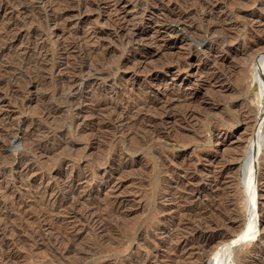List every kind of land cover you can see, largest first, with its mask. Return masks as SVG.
I'll return each mask as SVG.
<instances>
[{
  "label": "rangeland",
  "instance_id": "obj_1",
  "mask_svg": "<svg viewBox=\"0 0 264 264\" xmlns=\"http://www.w3.org/2000/svg\"><path fill=\"white\" fill-rule=\"evenodd\" d=\"M43 1L0 0V264H209L250 219L264 0ZM262 140L233 264H264Z\"/></svg>",
  "mask_w": 264,
  "mask_h": 264
},
{
  "label": "bare ground",
  "instance_id": "obj_2",
  "mask_svg": "<svg viewBox=\"0 0 264 264\" xmlns=\"http://www.w3.org/2000/svg\"><path fill=\"white\" fill-rule=\"evenodd\" d=\"M31 1V0H30ZM43 1V0H42ZM48 1V0H47ZM61 1V0H60ZM62 1H64V0H62ZM74 1V0H73ZM79 1V0H78ZM185 1H187V0H185ZM195 1V0H194ZM197 1V0H196ZM209 1V0H208ZM211 2H212V0H210ZM12 3H13V1H11ZM16 2V1H15ZM28 2V1H27ZM40 2V1H39ZM175 2V1H174ZM188 2V1H187ZM210 2V3H211ZM225 2V1H224ZM259 2V1H258ZM19 3V2H18ZM17 3V4H18ZM32 3H34V2H32ZM43 3H44V1H43ZM87 3V2H86ZM176 3V2H175ZM179 3V2H178ZM180 3H182V2H180ZM201 3V2H200ZM203 3V2H202ZM205 3V2H204ZM36 4V3H35ZM41 5H42V3H40ZM48 4V3H47ZM64 4H65V2H64ZM67 4V3H66ZM140 4V3H139ZM148 4V3H147ZM174 4V3H173ZM188 4V3H187ZM192 4V3H191ZM56 5H57V0H54V1H52L50 4H49V6L50 7H56ZM190 5V4H189ZM201 5V4H200ZM217 5V4H216ZM18 6V5H17ZM89 6V5H88ZM142 6V5H141ZM184 6V5H183ZM188 6V5H187ZM193 6V5H192ZM202 6V5H201ZM204 6V5H203ZM219 6V5H218ZM217 6V8H219ZM27 7V6H26ZM38 7V6H37ZM36 7V8H37ZM43 7H44V5H43ZM194 7H195V5H194ZM206 7V6H205ZM215 7V6H214ZM20 8V7H19ZM31 8V7H30ZM47 8H48V6H47ZM117 8V7H116ZM173 8V7H172ZM181 8V7H180ZM196 8V7H195ZM22 9H25V8H22ZM42 9V8H41ZM173 10V9H172ZM175 10V9H174ZM178 10V9H177ZM192 10V9H191ZM28 11V10H27ZM26 11V12H27ZM43 11V10H42ZM160 11V10H159ZM190 11V10H189ZM200 11V10H199ZM40 12V11H39ZM51 12V11H50ZM175 12V11H174ZM221 12V11H220ZM225 12V11H224ZM32 13H34V12H32ZM182 13V12H181ZM207 13H208V11H207ZM218 13V12H217ZM226 13V12H225ZM24 14V13H23ZM35 14V13H34ZM37 14V13H36ZM35 14V15H36ZM51 14V13H50ZM187 14V13H186ZM191 14V13H190ZM24 15H26V14H24ZM28 15V14H27ZM42 15H43V12H42ZM64 15V14H63ZM62 15V16H63ZM219 15H221V14H219ZM37 16V15H36ZM57 16V15H56ZM178 16V15H177ZM184 16V15H183ZM210 16V15H209ZM224 16V15H223ZM32 17V16H31ZM41 17V16H40ZM48 17V16H47ZM66 17V16H65ZM172 16H170V18H171ZM174 17H175V15H174ZM221 17V16H220ZM41 18H43V17H41ZM51 18H52V16H51ZM177 18H179V17H177ZM218 18V17H217ZM246 18V17H245ZM53 19V18H52ZM57 19V18H56ZM171 19H173V18H171ZM170 19V20H171ZM175 19V18H174ZM209 19V18H208ZM262 19V18H261ZM43 20V19H42ZM168 20V19H167ZM178 20H180V19H178ZM214 20H215V18H214ZM214 20H212V21H214ZM263 20V19H262ZM169 21V20H168ZM173 21V20H172ZM171 21V22H172ZM175 21V20H174ZM173 21V22H174ZM181 21V20H180ZM183 21V20H182ZM209 21V20H208ZM211 21V20H210ZM219 21H221V20H219ZM251 21H252V19H251ZM53 22H55V21H53ZM128 22V21H127ZM215 22V21H214ZM44 23V22H43ZM176 23V22H175ZM216 23V22H215ZM219 23V22H218ZM264 23V22H263ZM20 24V23H19ZM36 24V23H35ZM49 24V23H48ZM44 25V24H43ZM119 25V24H118ZM217 25V24H216ZM8 26V25H7ZM11 26V25H10ZM120 26V25H119ZM121 27V26H120ZM207 27V26H206ZM210 27V26H209ZM214 27V26H213ZM220 27V26H219ZM123 29V28H122ZM213 29V28H212ZM2 30V29H1ZM6 30V29H5ZM117 30V29H116ZM249 30V29H248ZM121 31V30H120ZM7 32V31H6ZM5 32V33H6ZM8 32H10V30L8 31ZM31 33V32H30ZM121 33V32H120ZM123 33V32H122ZM3 34V33H2ZM91 34V33H90ZM137 34V33H136ZM9 35V34H8ZM38 35V34H37ZM123 35V34H122ZM5 36V35H4ZM30 36V35H29ZM124 36H126V35H124ZM0 37H2V36H0ZM87 37V36H86ZM137 37V36H136ZM108 38V37H107ZM124 38H126V37H124ZM138 38V37H137ZM3 39V38H2ZM4 39H7V38H4ZM33 39V41L35 40L34 38H32ZM76 39V38H75ZM83 39V38H82ZM86 39V38H85ZM114 39V38H113ZM128 39V38H127ZM8 40V39H7ZM36 40H38V39H36ZM125 40V39H124ZM9 41L11 42V40L9 39ZM76 41V40H75ZM74 41V42H75ZM79 41V40H78ZM83 41V40H82ZM100 41V40H99ZM95 42V41H94ZM27 43V42H26ZM71 43V42H70ZM101 43V42H100ZM105 43V42H104ZM107 43V42H106ZM2 44V43H1ZM35 44V43H34ZM91 44V43H90ZM66 45V44H65ZM103 45V44H102ZM102 45H100V46H102ZM10 47V46H9ZM74 47V46H73ZM80 47V46H79ZM64 48V50H66L65 49V46L63 47ZM76 48V47H75ZM92 48V47H91ZM95 48V47H94ZM22 49H23V47H22ZM21 49V50H22ZM83 49V48H82ZM96 49V48H95ZM71 50V49H70ZM46 51V50H45ZM78 51V50H77ZM102 51V50H101ZM20 52V51H19ZM69 52V51H68ZM2 53V52H1ZM42 53V52H41ZM45 53H47V52H45ZM75 53H78V52H75ZM84 53H85V50H84ZM39 54V53H38ZM44 54V53H43ZM29 55V54H28ZM67 55H69V53L67 54ZM70 55H72L71 53H70ZM69 55V56H70ZM75 55V54H74ZM73 55V56H74ZM12 56V55H11ZM41 56V55H40ZM49 56V55H48ZM29 57V56H28ZM42 57H43V55H42ZM92 57V56H91ZM249 57V56H248ZM41 58V57H40ZM83 58V57H82ZM85 58H86V55H85ZM97 58V57H96ZM39 59V58H38ZM72 59H74V58H72ZM95 59V58H94ZM40 60V59H39ZM42 60H44V59H42ZM49 60V59H48ZM81 60V59H80ZM87 60V59H86ZM89 60V59H88ZM101 60V59H100ZM177 59H174V62L176 61ZM182 60V59H181ZM14 61V60H13ZM71 61V60H70ZM93 61V60H92ZM136 61V60H135ZM183 61H186V60H182V61H176L177 62V66L178 67H183V65H184V62ZM258 61V66H255L256 67V69H254V71H255V73H254V75H252L253 76V78H252V80L253 81H257V83L259 84V93H260V95H261V105L263 106V108H264V78H263V71H264V53H262V54H260V56H259V59L257 60ZM43 62V61H42ZM69 62V61H68ZM78 62V61H77ZM83 62H85V61H83ZM82 62V63H83ZM101 62V61H100ZM175 62V63H176ZM81 63V62H80ZM16 64V63H15ZM23 64V63H22ZM39 64V63H38ZM37 64V65H38ZM44 64V63H43ZM68 64H70V63H68ZM73 64V63H72ZM99 64V63H98ZM20 65V64H19ZM71 65V64H70ZM75 65V64H74ZM91 65V64H90ZM92 65H93V63H92ZM257 65V64H256ZM16 66V65H15ZM40 66V65H39ZM49 66V65H48ZM73 66V65H72ZM71 66V67H72ZM86 66V65H85ZM95 66V65H94ZM97 66V65H96ZM137 66V65H136ZM78 67V66H77ZM185 67V66H184ZM254 67V68H255ZM9 68H11V67H9ZM68 68V67H67ZM67 68H65V69H67ZM96 68V67H95ZM3 69V68H2ZM57 69V68H56ZM9 70V69H8ZM76 70V69H75ZM13 71V70H12ZM21 71H23V70H21ZM34 71V70H33ZM39 71H40V69H39ZM38 71V72H39ZM43 71V70H42ZM45 71V70H44ZM65 71V70H64ZM66 71H68V70H66ZM74 71V70H73ZM85 71H88V70H85ZM90 71H92V69L90 68ZM9 72V71H8ZM53 72H55V71H53ZM23 73V72H22ZM87 73V72H86ZM105 73V72H104ZM132 73V72H131ZM44 74V73H43ZM47 74V73H46ZM85 74V73H84ZM97 74V73H96ZM253 74V73H252ZM2 75V74H1ZM10 75V74H9ZM40 75H42V74H40ZM53 75V74H52ZM95 75V74H94ZM43 76V75H42ZM41 76V77H42ZM89 76V75H88ZM6 77V76H5ZM33 77V76H32ZM65 77V76H64ZM70 77H72L71 75H70ZM63 78V77H62ZM68 78V77H67ZM90 78V77H89ZM6 79V78H5ZM41 79V78H40ZM72 79V78H71ZM14 80H15V78H14ZM28 80V79H27ZM36 80V79H35ZM43 80V79H42ZM62 80V79H61ZM79 80H81V79H79ZM91 80H93V79H91ZM123 80V79H122ZM67 81V80H66ZM69 81V80H68ZM67 81V82H68ZM75 81H77V80H75ZM88 81V80H87ZM94 81V80H93ZM174 81V80H173ZM30 82V81H29ZM71 82V81H70ZM74 82V81H73ZM27 83V82H26ZM64 83V82H63ZM84 83V82H83ZM92 83V82H91ZM125 83V82H124ZM58 84V83H57ZM69 84V83H68ZM79 84V83H78ZM120 84V83H119ZM25 85V84H24ZM63 85V84H62ZM76 85V84H75ZM83 85V84H82ZM85 85V84H84ZM126 85V84H125ZM159 85V84H158ZM173 85V84H172ZM18 86V85H17ZM95 86V85H94ZM13 87V86H12ZM65 87V86H64ZM23 88V87H22ZM65 88H67V87H65ZM76 88H78V87H76ZM79 88H80V86H79ZM78 88V89H79ZM162 88V87H161ZM72 89V88H71ZM82 89V88H81ZM77 90V89H76ZM80 91V90H79ZM83 91V90H82ZM100 91V90H99ZM151 91V90H150ZM15 92V91H14ZM68 93H71V92H68ZM76 93V92H75ZM78 93V92H77ZM100 93V92H99ZM107 93V92H106ZM125 93V92H124ZM165 93V92H164ZM175 93V92H174ZM16 94V93H15ZM57 94V93H56ZM61 94V93H60ZM119 94V93H118ZM166 94V93H165ZM114 95V94H113ZM149 96V95H148ZM161 97V96H160ZM110 98V97H109ZM146 98V97H145ZM148 98V97H147ZM172 98V97H171ZM170 98V99H171ZM72 99H73V97H72ZM99 99V98H98ZM125 99V98H124ZM158 99V98H157ZM192 99V98H191ZM78 100V99H77ZM115 100H116V98H115ZM172 100V99H171ZM187 100V99H186ZM120 101V100H119ZM160 101V100H159ZM163 101V100H162ZM71 102V101H70ZM101 102V101H100ZM103 102V101H102ZM108 102V101H107ZM118 102V101H117ZM126 102V101H125ZM154 102H155V100H154ZM142 103V102H141ZM160 103H161V101H160ZM186 103V102H185ZM191 103V102H190ZM101 104V103H100ZM148 104V103H147ZM165 104V103H164ZM72 105V104H71ZM77 105V104H76ZM153 105V104H152ZM155 105H157V104H155ZM172 105V104H171ZM187 105H189V103L187 102ZM102 106V105H101ZM160 106V105H159ZM161 106H163L164 107V105L163 104H161ZM97 107V106H96ZM150 107V106H149ZM153 107V106H152ZM192 107V106H191ZM79 108V107H78ZM99 108V107H98ZM112 108V107H111ZM147 108V107H146ZM154 108V107H153ZM162 108V107H161ZM167 108V107H166ZM165 108V109H166ZM184 108H186V107H184ZM188 108V107H187ZM186 108V109H187ZM77 109V108H76ZM113 109V108H112ZM117 109H119V108H117ZM177 109V108H176ZM179 109V108H178ZM192 109V108H191ZM104 110V109H103ZM120 110V109H119ZM142 110V109H141ZM155 110V109H154ZM160 110V109H159ZM158 110V111H159ZM173 109L171 108V111H172ZM264 110V109H263ZM45 111V110H44ZM46 111H48V110H46ZM78 111V110H77ZM104 111H106V110H104ZM114 111H115V109H114ZM162 111V110H161ZM167 111V110H166ZM165 111V112H166ZM177 111V110H176ZM184 111V110H183ZM156 112V111H155ZM173 112V111H172ZM182 112V111H181ZM189 112V111H188ZM41 113H42V111H41ZM110 113H111V111H110ZM137 114H138V112H136ZM169 113H170V111H169ZM44 114V113H43ZM105 114H106V112H105ZM107 114H109V111H108V113ZM117 114V113H116ZM136 114V115H137ZM185 114V113H184ZM114 115V114H113ZM123 115V114H122ZM140 115V114H139ZM146 115V114H145ZM158 115V114H157ZM164 115V114H163ZM169 115V114H168ZM187 115V114H186ZM189 115V114H188ZM115 116V115H114ZM120 116V115H119ZM127 116V115H126ZM126 116H124V117H126ZM173 116V115H172ZM190 116H191V114H190ZM174 117V116H173ZM177 117H178V115H177ZM136 118V117H135ZM160 118V117H159ZM165 118H168V117H165ZM176 118V117H175ZM189 118V117H188ZM108 119V118H107ZM117 119V118H116ZM164 119V118H163ZM181 119H182V117H181ZM139 120V119H138ZM159 120V119H158ZM163 121V120H162ZM263 121H264V116H263V118H262V120H260V123H259V128L262 126V124H263ZM107 122V121H106ZM160 122V121H159ZM115 123V122H114ZM107 124V123H106ZM110 124V123H109ZM108 124V125H109ZM116 124V123H115ZM157 124H158V122H157ZM160 124V123H159ZM159 126V125H158ZM106 128H108V127H106ZM168 128V127H167ZM18 129V128H17ZM20 129V128H19ZM112 129V128H111ZM14 130V129H13ZM149 130V129H148ZM158 130H160V129H158ZM113 131V130H112ZM117 131V130H116ZM115 131V132H116ZM151 131V130H150ZM17 132V131H16ZM156 132V131H155ZM169 133V132H168ZM11 134V133H10ZM155 134V133H154ZM158 134V133H157ZM264 133L262 132V128H260V129H258V131H257V133H256V136H255V141H254V144H253V146H252V148H250V149H248L247 151V157H246V161H245V163H244V172H242L243 173V177H242V180H243V185H244V188H245V192H246V195H247V201H246V203H247V206H248V208H249V210L248 211H250L249 212V216H250V219H249V221L247 222V224H246V227L243 229V230H240L239 231V233H238V235H237V238H228V239H226L224 242H222L221 243V245H219V246H217L215 249H214V251H213V253L211 254V256H210V260H209V264H233L234 262H235V254H236V248H237V245L239 244V243H241V242H243V241H246L247 239H249L248 237L251 235V233L252 232H254V231H256L257 230V226H258V219H257V216H256V199H255V190L257 189L256 188V165L258 164V160H257V156H258V152H259V150H260V148H261V146H262V144H263V140H262V135H263ZM149 135H150V133H149ZM41 136V135H40ZM114 137V136H113ZM152 137V136H151ZM39 138V137H38ZM38 138H36V139H38ZM153 138V137H152ZM157 138V137H156ZM30 139V138H29ZM34 139V138H33ZM30 141V140H29ZM33 141V140H32ZM44 141V140H43ZM35 142V141H34ZM39 142V141H38ZM44 143V142H43ZM35 144H36V142H35ZM39 144V143H38ZM34 145V144H33ZM41 145H43V144H41ZM33 147V146H32ZM35 147V146H34ZM43 148V147H42ZM36 148H34V150H35ZM226 157V156H225ZM21 159V158H20ZM25 159V158H24ZM222 159V158H221ZM23 160V159H22ZM15 162H17V161H15ZM29 163V162H28ZM64 163V162H63ZM13 164V163H12ZM28 165V164H27ZM14 166V165H13ZM16 166V165H15ZM27 167V166H26ZM57 167V166H56ZM64 167V166H63ZM21 168V167H20ZM30 169V168H29ZM21 170V169H20ZM220 171H222V170H220ZM25 172V171H24ZM23 172V173H24ZM28 173V172H27ZM216 174V173H215ZM223 174V173H222ZM68 185V184H67ZM75 185V184H74ZM176 186V185H175ZM182 186V185H181ZM67 188H68V186H67ZM70 188V187H69ZM175 188H177V186L175 187ZM181 188V187H180ZM183 188L185 189V187L183 186ZM74 189V188H73ZM173 189V188H172ZM188 189V188H187ZM220 189V187L217 185V181H214V183L212 184V186L211 187H209V189H207V190H209V192H210V194L212 195V193H216L217 192V190H219ZM73 191V190H72ZM74 192V191H73ZM173 192H174V190H173ZM175 192H177V191H175ZM181 193V192H180ZM214 195H217V193L216 194H214ZM184 196V195H183ZM178 197V196H177ZM177 197H175L176 199H177ZM180 198V197H179ZM235 199V198H234ZM80 200V199H79ZM180 200V199H179ZM223 201V200H222ZM227 201V200H226ZM182 202V201H181ZM187 202V201H186ZM233 201L232 200H230V201H228V202H225L224 201V203H222V206H220V208H222L223 206H225V208L227 207V206H229L231 203H232ZM118 203V202H117ZM219 203V202H218ZM112 205V204H111ZM207 205V204H206ZM216 205H218L217 203H216V201H214V202H212L211 204H210V206H209V210L211 211V209L212 210H214V207H216ZM113 206V205H112ZM191 206V205H190ZM110 207V206H109ZM181 207H182V205H181ZM208 207V206H207ZM88 208V207H87ZM184 208V207H183ZM191 208V207H190ZM231 208V207H230ZM91 209V208H90ZM197 209V208H196ZM201 209V208H200ZM229 209V208H228ZM92 210V209H91ZM179 210V209H178ZM181 210V209H180ZM187 210V209H186ZM192 210V209H191ZM204 210V209H203ZM207 210V209H206ZM220 210V209H219ZM86 211V210H85ZM188 211H189V209H188ZM193 211V210H192ZM209 211V212H210ZM224 211V210H223ZM229 211V210H228ZM234 211V210H233ZM88 212H89V209H88ZM92 212V211H91ZM91 212H90V215H91ZM196 212V211H195ZM197 212H199V211H197ZM204 212V211H203ZM218 212V211H217ZM94 213H96V212H94ZM189 213V212H188ZM206 213H207V211H206ZM223 213V212H222ZM83 214H85V213H83ZM87 214V213H86ZM89 214V213H88ZM187 214V213H186ZM192 214H194V213H191V215ZM208 214V213H207ZM214 214V213H213ZM233 214V213H232ZM231 214V215H232ZM202 215V214H201ZM219 215V214H218ZM195 216V215H194ZM229 216V220H231L232 219V216H230V214L228 215ZM203 217H205V216H203ZM236 217V216H235ZM87 218V217H86ZM189 218V217H188ZM195 218H199V217H195ZM194 218V219H195ZM209 218V217H208ZM89 219V218H88ZM190 219H192V218H190ZM203 219V218H202ZM213 219H214V217H213ZM213 219H211V220H213ZM219 219V218H218ZM93 220V219H92ZM222 220H223V217H222ZM224 220H226V219H224ZM239 220V219H238ZM205 221V220H204ZM228 221V220H227ZM237 221V220H236ZM197 222H198V220H197ZM196 222V224H198V225H200V223H197ZM200 222V221H199ZM202 222V221H201ZM212 222V221H211ZM205 223V222H204ZM213 223V222H212ZM220 223V222H219ZM235 223V222H234ZM222 224V223H221ZM224 224V223H223ZM236 224V223H235ZM208 225V224H207ZM207 225H206V227H207ZM219 225V224H218ZM233 225V224H232ZM202 226V225H201ZM212 226V225H211ZM210 226V227H211ZM229 226H230V224H229ZM190 227V226H189ZM194 227V226H193ZM198 227V226H197ZM209 227V226H208ZM209 227V228H210ZM213 227V226H212ZM211 227V228H212ZM218 227V226H217ZM203 228V227H202ZM208 228V229H209ZM215 228V227H214ZM235 228V227H234ZM191 229V228H190ZM193 229V228H192ZM219 229V228H218ZM212 230H213V228H212ZM217 230V229H216ZM192 231V230H191ZM211 231V230H210ZM192 232H194V231H192ZM206 235V234H205ZM221 235V234H220ZM202 236V235H201ZM211 238L213 237V236H215V233H210V235H209ZM228 236V235H227ZM194 237V236H193ZM206 237V236H205ZM216 237H217V235H216ZM224 237V236H223ZM229 237H231V236H229ZM220 238V237H219ZM189 239H191V238H189ZM201 239V238H200ZM206 239V238H205ZM187 240V239H186ZM203 240V239H202ZM220 240H222V237L220 238ZM219 240V241H220ZM200 241V240H199ZM198 241V242H199ZM209 241V240H208ZM223 241V240H222ZM189 243H190V241H188ZM202 242V241H201ZM214 242V241H213ZM215 243V242H214ZM217 243V242H216ZM219 243V242H218ZM183 244V243H182ZM185 244V243H184ZM195 244V243H194ZM209 244V243H208ZM210 244H212V242L210 243ZM188 245V244H187ZM192 245V244H191ZM190 245V246H191ZM201 245V244H200ZM205 245V244H204ZM189 246V245H188ZM187 246V247H188ZM189 246V247H190ZM206 246H208V245H206ZM214 246V245H213ZM184 247V246H183ZM195 247V246H194ZM193 247V248H194ZM200 247V246H199ZM179 248H181V244H180V247ZM185 248V247H184ZM183 248V249H184ZM200 248H204L202 245H201V247ZM239 248V247H238ZM178 249V248H177ZM183 249H182V251H183ZM198 249V248H197ZM206 249V248H205ZM178 250H180V249H178ZM189 250V249H188ZM187 250V251H188ZM201 250V249H200ZM181 251V250H180ZM180 251H178V252H180ZM192 251H194V249L192 250ZM191 251V252H192ZM197 252V251H196ZM185 253V252H184ZM180 254V253H179ZM182 254V253H181ZM180 254V255H181ZM186 254V253H185ZM191 254V253H190ZM189 254V255H190ZM199 254V253H198ZM183 255V254H182ZM188 255V254H187ZM188 255V256H189ZM191 256V255H190ZM179 257H181V256H179ZM181 258H183V257H181ZM173 259V258H172ZM179 259L180 258H178V261H179ZM187 259H188V257H187ZM181 261H184V260H182L181 259ZM181 261H180V264H181ZM177 262V261H176ZM148 263V262H147ZM173 263V262H172ZM186 263V262H185ZM189 263V262H188ZM238 263V262H237ZM174 264H175V262H174ZM182 264H183V262H182Z\"/></svg>",
  "mask_w": 264,
  "mask_h": 264
},
{
  "label": "water",
  "instance_id": "obj_3",
  "mask_svg": "<svg viewBox=\"0 0 264 264\" xmlns=\"http://www.w3.org/2000/svg\"><path fill=\"white\" fill-rule=\"evenodd\" d=\"M259 86V85H258Z\"/></svg>",
  "mask_w": 264,
  "mask_h": 264
}]
</instances>
